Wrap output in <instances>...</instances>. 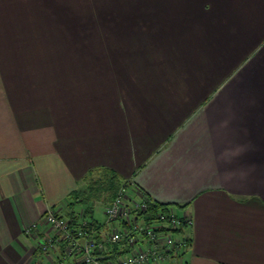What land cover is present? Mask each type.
<instances>
[{"label":"crops","instance_id":"obj_1","mask_svg":"<svg viewBox=\"0 0 264 264\" xmlns=\"http://www.w3.org/2000/svg\"><path fill=\"white\" fill-rule=\"evenodd\" d=\"M32 2L0 24L46 22ZM158 6L109 69L0 62V264L48 262L42 216L104 170L191 217L184 264H264V0Z\"/></svg>","mask_w":264,"mask_h":264},{"label":"rangeland","instance_id":"obj_2","mask_svg":"<svg viewBox=\"0 0 264 264\" xmlns=\"http://www.w3.org/2000/svg\"><path fill=\"white\" fill-rule=\"evenodd\" d=\"M45 1L48 6L43 0L32 2L30 14L46 22L0 24V62L61 68L82 64L89 70L102 65L109 69L122 56L119 48L127 46L117 43L113 31H128L131 35L159 31L164 18L158 6L160 0ZM103 194L93 191L91 200L75 205L73 210L80 212L91 206L93 219L102 224L100 198L107 197ZM86 220L90 221L89 217Z\"/></svg>","mask_w":264,"mask_h":264},{"label":"built area","instance_id":"obj_3","mask_svg":"<svg viewBox=\"0 0 264 264\" xmlns=\"http://www.w3.org/2000/svg\"><path fill=\"white\" fill-rule=\"evenodd\" d=\"M100 203L104 222L95 220L98 226L91 228L85 210L73 212L68 203L69 216L47 210L41 218L46 229L37 241V249L50 256L45 264H184L191 244L192 219L187 213L167 206L143 216L149 203H157L131 180L123 181L110 201ZM24 232L37 233L38 224ZM111 246L124 253L112 257L107 250Z\"/></svg>","mask_w":264,"mask_h":264},{"label":"trees","instance_id":"obj_4","mask_svg":"<svg viewBox=\"0 0 264 264\" xmlns=\"http://www.w3.org/2000/svg\"><path fill=\"white\" fill-rule=\"evenodd\" d=\"M90 176V175H89ZM91 178H88L91 182L89 183V187L87 190L80 192L78 194H73L69 199L72 201L68 206H75L79 203H82L85 201L91 200L93 196V191L95 192L98 191V193H104L107 194L105 196L106 199H109V201L116 195L120 185H121V180L113 173L106 172L105 170L102 171L100 175H97V177L92 178L93 176H90ZM96 180V181H95ZM82 194V195H81ZM103 194V195H104ZM162 208L165 210L167 206L159 205V204H154V203H149L147 206V211L144 213L143 216H149L154 214V212L158 209ZM183 209L182 207L178 208ZM92 212H93V207L88 206L85 209V212L83 214L84 218L86 219L89 217L90 221H88V228H91L93 226H96L97 223L92 217ZM98 226V225H97ZM108 254L111 255L112 257L118 256L119 254H123L124 252H119L116 246H111L108 247Z\"/></svg>","mask_w":264,"mask_h":264}]
</instances>
